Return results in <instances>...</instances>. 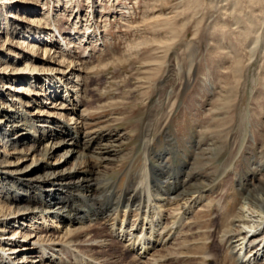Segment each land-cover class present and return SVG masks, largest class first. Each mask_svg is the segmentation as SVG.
<instances>
[{"label": "rangeland", "instance_id": "obj_1", "mask_svg": "<svg viewBox=\"0 0 264 264\" xmlns=\"http://www.w3.org/2000/svg\"><path fill=\"white\" fill-rule=\"evenodd\" d=\"M36 1L34 9H29L27 15L40 16L47 23L43 21L40 27L34 29L40 33L43 41H49L50 35H53L51 42L60 43L58 31L65 38L68 35L86 36L80 45L68 47L71 52L65 46H62L65 51L62 52L57 43L52 44L51 48L57 52L53 56H50L52 51L49 56L42 52L47 42L33 43L35 49L39 50L37 56L31 55L28 61L40 67L47 66V70L51 71L45 74L52 75L49 76L52 81L59 73L58 69L69 71L65 64L71 60L75 62L71 69L79 75L80 89L77 93L79 99H83L72 116L83 118V135L94 136L95 132L103 134L95 148L108 142L107 147L112 155L109 162L98 164L91 158L97 152L92 147L86 151L89 157L84 159L95 170L94 179L103 202L110 206L120 198L124 202L132 196L133 206L139 203L142 194H146L141 169L147 158L144 136L150 128L151 148L148 149L147 159L155 168L175 176L177 190L173 188L171 194L179 191L182 197L193 198L201 192L203 197L201 206L190 213H184V200L181 197L166 206L163 220L168 226L172 221L178 223L174 224L172 236L166 243L149 248L146 254L131 250L124 240L116 237H97L82 242L80 237L83 233L78 231L76 223L69 229L77 231L74 237L79 240L70 246L66 243L67 238L62 239L64 229L58 219H48L42 227L36 226L40 221H33L37 228L33 226L28 230L30 236L26 242L35 241L37 247H54L50 252L55 256L48 254L45 259L52 261L44 264L79 263L67 253V247L70 251L79 252L78 257L82 256L94 264H237L220 240L224 234L232 235L234 228L243 225L238 219L242 209L241 185L256 187L260 183L264 186V170L258 172L255 164L264 165V0H200L201 7L186 11L187 20H182L175 13L177 8L171 9V5H176L180 0H170L169 5H165L164 0ZM196 10L199 11L197 17L201 16L199 27L194 21L196 16L192 15ZM190 14L194 18H189ZM172 17L175 30H161L159 27L163 24V18ZM6 20L12 22L14 18ZM1 23L0 42L3 38ZM155 23L159 26L151 28ZM248 27L251 31L245 41L241 34ZM256 37H260L259 43H255ZM45 46L46 49L50 48L49 42ZM7 48H0V62L1 59L12 60ZM156 48L167 51L153 54ZM58 52L65 59L59 67L55 64L59 61L55 58ZM192 53L194 62L189 67L187 56ZM38 56L45 62L51 57L53 59L48 60L50 64L46 65L36 61ZM239 60L245 64L241 70L235 67V62ZM175 64L179 68L176 69ZM0 82L4 86L13 84L19 89L37 91V104H25L33 117L42 120L48 116L45 114L52 111L57 114L49 117L63 121L65 114L70 112L51 109L53 104L49 103L56 98L50 97L49 91H42L48 85L46 81L25 77L19 82L0 76ZM4 94V91L0 92V103L3 102L5 106L13 103L19 109L18 99L27 102L18 93L17 98ZM165 96L166 102L158 109V102L162 103ZM215 108L220 110L216 111ZM40 110L45 114H40ZM9 126L8 121L1 125V136ZM3 143V140L0 141V162L3 163L5 159L14 163H4L0 167L2 172L28 167L33 145L30 141L25 140L15 147L7 143L5 148ZM58 145L55 149H59L48 160L37 155L39 161L27 168L32 172L25 177V184H36L47 167L56 168L63 175L74 169L85 171L84 163L80 165L79 161L65 153L68 146H63L64 143ZM22 154L28 156L25 158L27 160L19 159ZM184 155L189 162L182 166L180 161L185 159ZM160 157H164L165 164L159 163ZM156 174L160 177V172ZM151 184L154 185L152 181ZM190 186L192 191L188 195L183 193ZM4 198L0 199V205L5 210L8 202ZM134 212L130 214L135 215ZM88 225L87 232L90 234L85 240L96 237L97 231L108 224L94 219L84 222L85 227ZM21 237H17L19 242H22ZM8 239L14 238L9 236ZM50 239L53 242L50 243ZM103 255L106 260L99 257ZM9 257L0 264H34L40 259L37 253L25 254L23 258L22 254ZM156 259L158 261L152 263ZM256 262L264 264V258Z\"/></svg>", "mask_w": 264, "mask_h": 264}, {"label": "bare ground", "instance_id": "obj_2", "mask_svg": "<svg viewBox=\"0 0 264 264\" xmlns=\"http://www.w3.org/2000/svg\"><path fill=\"white\" fill-rule=\"evenodd\" d=\"M35 2L37 1L0 0V22L2 21L1 25H3V38L0 42V48H4L5 46L8 47L7 49L10 53L9 56L12 57L11 61L1 59L0 76H6L10 79V81L14 78L15 81L18 80L19 82H21L25 77H29V80L34 81H46L48 85L42 91H49V96L56 98V100L49 103L53 104L51 109L70 112L66 113L64 120L61 121V119L59 120L56 117H49L50 115L54 116V114L57 113L51 111L45 114L44 111L40 110V114L48 115L40 120V117H33L34 115H31L28 109H26V105L29 106L30 104H37L35 96H37L38 93L36 90L29 88L19 89L14 87L13 84H7V82V86H4L0 82V92L2 93L4 91V95L6 97L16 96L18 93L21 97H24L27 100L25 103L21 100L22 98L18 99L19 109L16 108L13 103L6 106L3 102L0 103V127L5 121L10 123L9 129H6V132H4L2 136L0 135V141H4V148L7 143H10L9 145L15 147L18 146L19 143H24L25 140L30 141L33 144L30 152V164L36 163L35 161H39L36 158L37 155L42 159L48 160L54 152L59 149L58 148L56 150L55 146L58 145V143H64L63 146H68L65 153L70 155V158H74L75 161H79L80 165L84 163V165H86V169L85 171H78L74 169L67 172V175H63L64 173H62V171L56 168L47 167L44 169V173L39 176V180L36 184L24 183L25 177L32 172L27 170L30 164H28V167H20L13 171L2 172V170H0V199L4 196V199L8 202L5 210L3 209L4 207L0 205V232H2V234H0V262L2 263L3 260H8L10 258L9 256L13 254H22L21 258H23L25 254L31 253H37L38 257H40V259L35 261L37 263L44 264L45 262H48V260H51L45 258L48 257V254L55 256V254L50 252L54 247H45L43 245L37 247L34 243L35 241L26 242L30 236V232L28 230L36 224L35 222L33 223V221H37V223L40 221V224L36 226L42 227L47 223L48 219H58L61 221L62 228L64 229L62 239L67 238V241H64H66V243L70 246H74L73 244L79 240L76 239L77 237H74V233L77 231L69 229L74 223L78 225V231L83 233L80 237L82 238V242L95 240L97 237H104V239L116 237L124 240L126 246H128L131 250L136 252L140 251L139 254L149 251V248H154L155 245L166 243L170 238L171 229L175 227L174 224H177L178 221H172V224L168 226V224L163 220L165 207L169 206V204L173 201L175 202L179 200L181 197V200H184V204L182 205L185 209L184 211H186L184 213H190L194 210V208L201 206V198L203 197L201 192L198 191L199 194L193 196V198H189L190 196L184 198L179 191L178 193L176 192L175 194H171L173 193L172 189H176L177 185L175 184V176L173 175V177L169 174V172L165 174L160 168H155L152 162L147 159L148 149L151 148V141L149 139V133L151 131L150 128L146 131L147 133L144 136L146 139L144 143V152L146 153L147 158L145 159L144 165L141 169V175L145 180L144 192H146V194H142L139 203L136 202L137 204L134 203L133 206L132 196L127 197L124 202H121V198L118 199V201L116 200L117 202L111 204L113 206H109V204L103 202L101 196H99L97 184L95 183V170L89 167L87 162L85 163L84 159L89 157L86 155V151L92 147L93 149H97V152L93 153L91 158L98 164L109 162L112 155L107 147L108 142L103 144L102 147L95 148L97 141L104 137L103 134L95 132L94 136H92V134L83 135V118H75L72 116L73 111H75L74 109L80 106L83 99H79V94L77 93L80 89L79 75L76 74L74 69H71L75 62L71 60L65 64V68L70 69L69 71L58 69L59 73L57 76L55 75L53 78L54 81H52L50 80L51 77H49L52 75L45 74L46 72L51 71L47 70V66L40 67L35 65L33 62L28 61L31 58V55L36 57L37 51L39 50V48L35 49V45L33 43L49 42L50 48H45L47 47L45 46L47 44L46 43L43 45L42 52L44 55L48 54L49 56L52 51L50 56H53L56 51L51 48L53 47L52 44L54 45L57 43V46L60 48L59 50L62 52H65L62 50V46H65L66 49L71 52V49L68 47L70 45V47L73 45L77 46L76 44L80 45L84 42L86 36L78 37L79 35H68V38H65L62 34H60V31H58L59 35H61L60 43L58 41L51 42V39L54 37L53 35H50L49 41H43L40 37V33H36L37 31H34V29L36 30L37 26L40 27L41 24H43V21L46 23L45 20L40 16L34 17L27 15L28 12H30L28 11L29 9H34ZM170 3V0H164L165 5H169ZM199 7H201L200 0H180L176 3V5H171V9H178L175 13L179 17L183 18L182 20H187V18H185L187 17V10H194V8ZM198 13V10H196V13H192V15L196 16L194 21L197 23V27L201 25V16L199 15V17H197ZM192 15L191 17L189 16V18H194ZM9 17L10 19L14 18V21H7L6 18ZM162 21L163 24L159 27L161 30L170 32L175 30L174 17L163 18ZM186 24L187 22L183 26ZM158 26L159 24L155 23L151 25V28H156ZM249 31L251 30L248 27L245 29V32L241 34L243 40H247ZM259 40L260 37H256L255 43H259ZM58 47H54V49H58ZM162 51L166 52L167 50L163 48H156V50H153V54H159ZM187 57L189 58V67H191L194 62V54H189ZM55 58L59 60L58 63H55L56 66L59 67V64H64V56L59 52L57 56L55 55ZM50 59L53 58L51 57ZM50 59H47L45 62L44 59L38 56L36 61L39 63L43 62L48 65L50 64L48 61ZM22 62L23 65L21 66ZM244 66L245 64L243 65L241 60L235 62V67L238 70H241ZM175 67L176 69L177 67L179 68L178 64H175ZM236 71L237 70L235 69V73ZM12 73H14V75H12ZM178 73H180L179 70ZM43 86L45 87V85ZM73 95H75L74 98L72 97ZM63 98L68 100H63ZM57 99L59 100L58 102H56ZM166 100L167 98L165 96L162 103L158 102L157 108L160 109L161 105L166 102ZM215 110L219 111L220 109L215 108ZM155 115L153 114V116ZM38 123H41L42 125L39 126L37 125ZM149 127L151 126L149 125ZM26 145L28 144L26 143ZM33 152L35 153L32 154ZM27 157L28 156L22 154L19 159L23 160ZM184 158L185 159L180 161L182 166L189 162L186 161L187 156L184 155ZM2 162L3 163L0 162L1 168L4 163L8 165L14 163V161L5 159ZM159 163H166L164 157L160 159ZM255 164L258 166L257 168H259L258 172L264 170L263 163ZM157 171L160 172V177L157 176ZM152 177H154V179L151 180ZM151 181L154 184V187L152 186ZM184 186L183 181L182 188H184ZM246 186H248L247 189ZM190 188L191 186L188 190L185 189L183 193L188 195L189 191H192ZM240 191L243 192L241 193L242 209H240V212L238 213V219L241 223H243V225L241 224L240 226H237V228H234L232 230L234 234L232 235H227L228 233L224 234V238L222 237L223 239L220 241H223V247L227 248L230 258H232L237 264H257L258 262L256 261L258 259L264 258V186L260 183L256 187H253L251 184L241 185ZM133 211L136 212L135 215L130 214ZM16 215H19L20 217L16 218ZM181 216L182 214L180 217ZM9 217L12 218L9 219ZM94 219L95 221L97 219L102 220L108 225L100 228V230L96 233V237H91L90 239L85 240L90 233L87 232L89 225L88 227H85L84 222H91ZM26 223L29 224L25 225ZM36 226L34 229L37 228ZM178 226L180 227V224ZM7 235L14 239H8L9 236ZM19 235L20 237L22 236V242L18 241L17 237H19ZM49 241L50 243L53 242L51 239ZM66 250L69 255L79 261V263L74 264H94L85 260L82 256L78 257L80 255L79 252L70 251L68 247ZM99 257L106 260L104 255ZM49 258L51 257L49 256ZM161 258L163 257L161 256L160 260H162ZM53 261H55V259H53ZM157 261L158 260L156 259L152 263Z\"/></svg>", "mask_w": 264, "mask_h": 264}]
</instances>
